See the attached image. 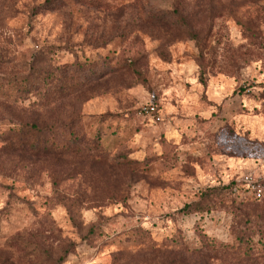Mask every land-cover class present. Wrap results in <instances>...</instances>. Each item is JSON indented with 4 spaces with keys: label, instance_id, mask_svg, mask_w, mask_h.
Returning <instances> with one entry per match:
<instances>
[{
    "label": "rangeland",
    "instance_id": "1",
    "mask_svg": "<svg viewBox=\"0 0 264 264\" xmlns=\"http://www.w3.org/2000/svg\"><path fill=\"white\" fill-rule=\"evenodd\" d=\"M247 172L264 0H0V264H264Z\"/></svg>",
    "mask_w": 264,
    "mask_h": 264
},
{
    "label": "built area",
    "instance_id": "2",
    "mask_svg": "<svg viewBox=\"0 0 264 264\" xmlns=\"http://www.w3.org/2000/svg\"><path fill=\"white\" fill-rule=\"evenodd\" d=\"M140 110L142 114H154L156 106L152 103H147ZM238 181L244 186V191L247 195L256 199H262L264 197V174L247 172ZM238 189L239 187L237 188V192L240 191Z\"/></svg>",
    "mask_w": 264,
    "mask_h": 264
},
{
    "label": "trees",
    "instance_id": "3",
    "mask_svg": "<svg viewBox=\"0 0 264 264\" xmlns=\"http://www.w3.org/2000/svg\"><path fill=\"white\" fill-rule=\"evenodd\" d=\"M220 187L223 190L228 191L229 194H234V195L241 194L240 191L237 192V188L240 187V182L237 181V180H234V181L228 183V185H222ZM244 190H243V194H244L243 196L246 199H253V200H256V201L264 200V197L262 199H256V198H254V197H252L250 195H247ZM205 209H207V208L204 205H201L200 202L194 201V202H191V203L185 205V207L181 208L179 211L184 212L185 214H187V213H190L192 211L205 210ZM207 210H210V209H207ZM62 261H64V257H61V259L56 264H60Z\"/></svg>",
    "mask_w": 264,
    "mask_h": 264
}]
</instances>
